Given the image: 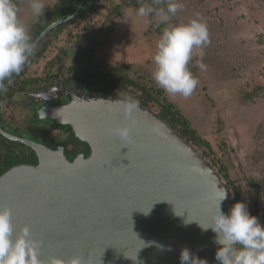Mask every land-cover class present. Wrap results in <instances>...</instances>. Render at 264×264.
<instances>
[{"label":"water","instance_id":"95a60500","mask_svg":"<svg viewBox=\"0 0 264 264\" xmlns=\"http://www.w3.org/2000/svg\"><path fill=\"white\" fill-rule=\"evenodd\" d=\"M93 3L83 0L74 13L50 23L33 42L34 50ZM122 99L74 98L39 111L42 118L70 125L88 144L89 152L73 159L64 146L52 149L0 126L5 137L37 156L36 164L13 165L0 174V207L11 209L16 231L27 226L42 242L45 262L80 256L86 264H180L187 248L194 257L219 264L215 234L200 224L210 223L217 187L228 193L221 209L229 212L236 203L232 189L192 143L146 106L139 105L140 127L131 131L142 149L109 136L106 125L125 123L116 103Z\"/></svg>","mask_w":264,"mask_h":264},{"label":"rangeland","instance_id":"374dc122","mask_svg":"<svg viewBox=\"0 0 264 264\" xmlns=\"http://www.w3.org/2000/svg\"><path fill=\"white\" fill-rule=\"evenodd\" d=\"M128 1L99 0L92 12L63 27L53 42L60 46L75 42L80 48L91 41L93 61L121 64V72L129 78L138 83L143 78L161 89L152 78L160 34L147 30L148 17L136 16L131 7L120 9ZM179 2L184 7L173 18L176 23H186L199 12L207 24L210 43L202 58L207 68L201 71L200 58L194 55L189 67L200 81L194 94L170 97L161 89L159 95L182 112L227 165L250 213L244 180L247 176L264 179V0ZM26 15L28 22L20 20L29 27L36 17L31 8ZM151 109L155 111V106ZM259 208L264 217V188Z\"/></svg>","mask_w":264,"mask_h":264},{"label":"clouds","instance_id":"9594fccd","mask_svg":"<svg viewBox=\"0 0 264 264\" xmlns=\"http://www.w3.org/2000/svg\"><path fill=\"white\" fill-rule=\"evenodd\" d=\"M29 6L37 18L44 14L46 8L44 0H30ZM183 7L179 0H152L151 4H141L135 15L152 17L157 26L165 25L156 42L153 80L168 96L189 98L200 83L189 64L194 55L198 56V67L201 71L206 70L202 59L203 49L210 39L207 24L199 12L186 23H170ZM19 11L17 0H0V88L22 72L34 51L29 28L20 20ZM116 103L120 105L125 123L108 124L105 132L123 146L142 149L144 146L131 135L133 128L140 127L135 116L139 111V102L126 96ZM214 198L215 212L211 215L210 223L200 226L204 231L211 229L215 234L213 242L218 245L216 261L219 264H264V225L258 217L251 215L247 204L241 201L234 203L225 214L221 209L222 202L228 198L224 188L217 187ZM148 211H144L145 214ZM41 243L32 237L27 226L16 231L11 209L0 207V264H86L80 256L67 260L52 257L45 262L40 258ZM179 259L180 264H208L206 260L194 257L187 248L181 250Z\"/></svg>","mask_w":264,"mask_h":264},{"label":"flooded vegetation","instance_id":"af4514ba","mask_svg":"<svg viewBox=\"0 0 264 264\" xmlns=\"http://www.w3.org/2000/svg\"><path fill=\"white\" fill-rule=\"evenodd\" d=\"M29 3L30 0L19 2V18L23 17L22 20L27 22L29 18L26 11H29ZM28 28H31L30 25ZM42 41L36 49L42 47L43 50L38 51L34 59L27 64L35 49L22 72L11 78L0 90V126L12 134L43 143L52 149L64 146L67 157L73 159L79 153H88V144L76 138L70 125L59 124L51 118H42L39 111L47 106L65 105L74 98H111L105 96L109 93V86L99 79V64L89 58L95 48L94 45L90 46L85 42L77 48L75 42L60 46L53 41L48 43ZM55 46L56 51L49 55ZM107 71L105 67L102 72L105 74ZM0 139L4 142L14 141L1 132ZM64 139L67 141L53 145ZM35 157L34 163L18 162L14 165L36 164V154Z\"/></svg>","mask_w":264,"mask_h":264},{"label":"trees","instance_id":"16d2710c","mask_svg":"<svg viewBox=\"0 0 264 264\" xmlns=\"http://www.w3.org/2000/svg\"><path fill=\"white\" fill-rule=\"evenodd\" d=\"M82 1L83 0H55L54 2L46 6L44 14L38 18L36 17L35 21L30 26L31 28H29L31 41L33 42L37 35H39V33L55 19L74 13L78 6L82 3ZM19 2L20 0H17L18 6ZM98 2L99 0H94L93 5L89 9V12H92L94 10ZM144 3L151 4L152 0H131V3H129L128 1L126 6L123 5L120 9L124 7H131L136 11V9ZM87 14L88 12L84 13L83 16H86ZM148 20L149 24L147 30H151L152 32L161 35V32L165 25L160 24L159 26H157L153 22L152 17H148ZM75 22L76 19H71L65 24L58 26L47 35L42 43L54 41L55 38L59 36L63 27H65L68 23ZM170 23L176 22L173 19L172 21H170ZM88 44L90 46L94 45V43H91V41L88 42ZM42 50V47L36 49L35 53L30 57L27 64H29L34 59L38 51L41 52ZM89 58L92 57L89 56ZM98 64L100 66V72H98L99 79L102 80V83H107L109 86V93L105 96H109L111 98H125L126 96H130L131 98L137 100L140 106H147L150 109L155 106L156 115L167 121L181 137H184L188 142L192 143L207 158L210 165L217 169L218 174L225 181L226 186L232 189L235 197V202H242L239 189L235 185V180L230 177L227 165L219 159L209 142L205 140L197 132L196 129L191 127L190 122L182 114V112L175 105L170 103L167 100V97L159 95L162 92L161 89H157V86L155 84H151L149 81L143 78L139 83L137 81L138 79L135 80L134 78H129L128 75H125L121 72V68L123 67V65L121 64H108L105 62H98ZM105 67H107L108 71L103 74L102 71H104ZM64 141L66 142L67 139L61 140L59 142L57 141L53 145H57L59 143L62 144L64 143ZM18 162H36L34 151L25 144L18 141H0V174ZM244 182L247 188L246 195L251 205L250 214L257 216L260 223L262 224L264 217L260 212L259 197L261 191L264 188V179L259 177L247 176Z\"/></svg>","mask_w":264,"mask_h":264}]
</instances>
